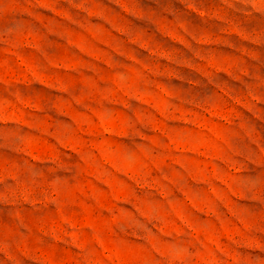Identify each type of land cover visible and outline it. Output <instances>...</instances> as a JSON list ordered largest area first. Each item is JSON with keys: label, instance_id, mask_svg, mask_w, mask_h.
Instances as JSON below:
<instances>
[{"label": "rangeland", "instance_id": "obj_1", "mask_svg": "<svg viewBox=\"0 0 264 264\" xmlns=\"http://www.w3.org/2000/svg\"><path fill=\"white\" fill-rule=\"evenodd\" d=\"M0 264H264V0H0Z\"/></svg>", "mask_w": 264, "mask_h": 264}]
</instances>
